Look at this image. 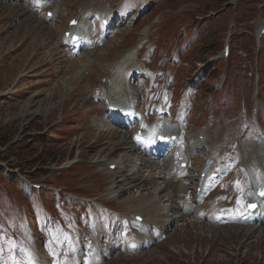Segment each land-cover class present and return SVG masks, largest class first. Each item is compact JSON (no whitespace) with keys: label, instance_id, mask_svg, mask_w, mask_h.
Masks as SVG:
<instances>
[{"label":"rangeland","instance_id":"374dc122","mask_svg":"<svg viewBox=\"0 0 264 264\" xmlns=\"http://www.w3.org/2000/svg\"><path fill=\"white\" fill-rule=\"evenodd\" d=\"M41 3L0 0V156H6L0 157V264H101L110 257L108 264H264L263 234L248 238L234 227H217L211 236L209 230L197 231L189 215L166 239L151 245L137 239L141 248L129 251L128 217L141 212L151 220L162 212L150 196L155 187L145 182L118 199L107 196L109 185L119 186L126 173L109 170L130 149L118 141L133 140L134 132L115 124L103 103L116 75L123 101L134 99L137 109L153 111L150 122L159 118L158 106L168 107L166 118L182 132L178 140L205 145L204 136L209 145L200 148L201 156L211 153L209 168L229 156L225 169L233 165L238 178L243 145L259 149L264 141V35L258 39L264 0ZM51 9L54 18L46 15ZM103 9L108 27L101 23ZM76 17L81 26L87 23L96 43H85L80 53L63 35L77 27L67 26ZM226 43L229 56L223 53ZM125 54L137 62H127ZM135 66L142 74H133ZM45 146L61 155L49 161L13 156L28 148L35 157ZM139 150L135 155L142 156ZM196 151L193 171L203 159ZM259 154L264 161V151ZM132 176L125 179L128 187L137 183ZM191 184L188 190L194 191ZM227 189L223 184L220 192ZM113 222L121 223L109 235Z\"/></svg>","mask_w":264,"mask_h":264},{"label":"bare ground","instance_id":"6f19581e","mask_svg":"<svg viewBox=\"0 0 264 264\" xmlns=\"http://www.w3.org/2000/svg\"><path fill=\"white\" fill-rule=\"evenodd\" d=\"M105 9H107V8H105ZM86 11H87L86 13H90V11H88V10H86ZM101 13L105 16L106 11L103 9ZM102 18H104V17L102 16ZM86 24L84 22V24H83L84 26H81V21L79 20L78 24L76 25L77 27H75L72 30L74 32H79L82 35H85V33H86L87 36H88V27H87ZM259 35L261 36L262 33L259 32ZM69 40L71 41V38ZM82 41H83V39L79 40L78 43H81ZM89 41H90V46L91 45L92 46L96 45V43H93V41H91L90 39H89ZM131 53H132V51H131ZM124 57H125L124 59H127V62H132V63L133 62L134 63L137 62L136 59L131 57V54L130 55L129 54H125ZM116 69L120 70L122 68L119 69L117 67V68H115V71H116ZM133 71H134L133 74H138V75L142 74V71H136V66L134 67ZM115 78H116V75H114V78L112 79V82H113L112 87L110 89H106L104 91V97H108L110 100H112V102L115 101L116 105H122L124 107L122 110H120L119 115H117L118 117H122L123 116L122 112L124 110L128 109V108L129 109L133 108V106L135 105V101L132 100L130 102L129 101L123 102L124 98L122 99V96L118 92V86H119L121 80H117L116 79V84H115V81H114ZM114 85H115V88L113 90L114 93H111L112 88H113ZM107 93H111V94H107ZM115 93H118V94L115 95ZM112 94H113V96H112ZM159 110H162V108L159 107ZM162 111L163 112L164 111L167 112L165 109H163ZM139 114L141 116V119L142 118L145 119V121H143V122L141 121V123H145L146 125H150L149 122H148L147 113L145 111H140ZM160 118L161 119H159L158 122L156 123L157 126L152 128L153 132L149 133V137H146V138L144 136L141 137L145 148H149V147H151L152 143H156V137H157L158 134L165 135L171 129H172V132H174V130L177 128V127H173L170 124V122H168L167 119H165L163 116L160 117ZM124 119H125V117H124ZM103 124H105V122ZM106 127L109 128L111 126L109 124H108V126L105 125L104 129ZM203 137H201V139H203V143L206 146H208L209 145L208 141L204 140ZM125 139H128V140L126 141ZM128 143L130 144V146H128V147H130V149H127L128 148L127 147ZM205 145H203L202 141H201V143H195V144H190V145H182V144L179 143L177 147L182 150V155L185 156V154H186V156L188 157L189 154H192V152H194V150H197V152H198V153H196L197 155L200 154L201 149L203 147H205ZM118 146L120 148H124V149H127V150L124 152L125 155L122 158L117 159L115 161V163H117L116 170L126 172L125 174H123V180L129 179L130 176L134 174L135 176H132V178L137 182L135 184H131L129 187H133L136 184H140V188H143L145 184H143L142 182H145L148 185H154L155 191L154 190L151 191L150 192V196L152 198L156 197V198L159 199V200L158 199H155V200H156L157 204H161L162 211H165V218H166V220L163 221L164 223L160 227V230L162 229L163 231H167V229H169V227L174 226L175 224L179 223L180 219H183V216L185 214H188V215L192 214L193 216H195L197 218V221H196L197 223H193L195 225L196 229H199V231H201L202 229H205V225L200 223L201 220L205 219V214H203V211L201 209L199 210V214H198L191 208L189 196H187V198H185L184 202L181 203V205L178 203V200H177L178 195H177V193H179L182 190H184V185L181 183L179 185V190H177V191H175L174 188H172L173 181L171 179V174L168 173L167 170H165L166 166H164V165H167V161H165V162H163V160L162 161H159V160L158 161H154V160L150 161L149 159H146L145 157H141L138 154L135 155L134 149H136V148L131 144V140H129L128 136H127V138H123V140H119L118 141ZM243 147H244V150H245V156H244L243 165H244L245 168L249 169L250 172L252 173V175H251V177L253 178L252 186H254V191H256L260 187V185L255 180L256 179V175L254 173L255 171L251 167H248V164L245 163V161H247V162L248 161L249 162H254V161L260 162V160H259L260 159L259 151L260 152L264 151V141L261 143L259 149H257L256 145L249 144V143L244 144ZM205 148L207 149V147H205ZM161 154L158 153V154H156V156L157 157L164 156V154L163 155H161ZM203 156H208V153H204ZM113 163L114 162H110V164H113ZM124 167L126 169H123ZM223 168H224L223 164H220V166L218 167L219 170H222ZM172 170L175 171V174H174L175 177H179L180 176L178 167H173ZM172 170H171V172H172ZM144 171H146V172L149 171L148 176H145L143 174ZM206 185H209V182H207ZM165 191H167V194H165ZM165 196H166V198L162 199ZM223 197L224 196L218 197V200L221 201ZM218 200L215 199L213 201V203H212L213 204V207H212L213 213H215V214H217L216 213V208L219 206V201ZM251 201L252 200L249 198V199L246 200V203L247 202H251ZM260 210L263 211L262 207H260L257 212H260ZM263 232H264V229H263ZM156 237L157 236H152L150 241H153ZM245 238H244V240H245ZM244 240H242V241H244ZM242 244H241V246H242Z\"/></svg>","mask_w":264,"mask_h":264},{"label":"trees","instance_id":"16d2710c","mask_svg":"<svg viewBox=\"0 0 264 264\" xmlns=\"http://www.w3.org/2000/svg\"><path fill=\"white\" fill-rule=\"evenodd\" d=\"M1 138V137H0ZM2 139H4V137L3 138H1L0 139V141H2ZM13 140V139H12ZM24 140V139H23ZM17 145V144H16ZM16 145H12V147L11 148H13L14 146H16ZM32 145V144H31ZM44 148V150L42 149L41 150V152L39 153V155H37V156H35V157H33L32 156V152L30 151V152H27V149L28 148H26V149H23L22 151H15L14 152V154H13V156L16 158V159H18V160H29V159H32V161H38V160H43V161H49V159H56L57 158V156H60L61 154L60 153H57V152H50V151H48L47 150V148H46V146L45 147H43ZM13 151V150H12ZM1 158H5L6 156H4V155H1L0 156ZM20 157V158H19ZM33 157V158H32ZM22 166H26V164L24 163V164H22ZM108 263H110V261H108L107 262V264Z\"/></svg>","mask_w":264,"mask_h":264},{"label":"snow or ice","instance_id":"6c2138e0","mask_svg":"<svg viewBox=\"0 0 264 264\" xmlns=\"http://www.w3.org/2000/svg\"><path fill=\"white\" fill-rule=\"evenodd\" d=\"M261 195H264V193H261ZM249 207H255V205H248Z\"/></svg>","mask_w":264,"mask_h":264}]
</instances>
